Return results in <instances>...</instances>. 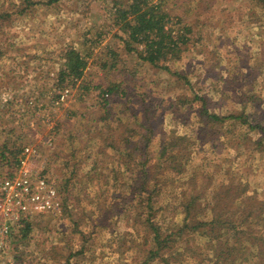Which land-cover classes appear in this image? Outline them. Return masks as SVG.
I'll return each instance as SVG.
<instances>
[{
  "label": "rangeland",
  "instance_id": "374dc122",
  "mask_svg": "<svg viewBox=\"0 0 264 264\" xmlns=\"http://www.w3.org/2000/svg\"><path fill=\"white\" fill-rule=\"evenodd\" d=\"M41 1L27 14L18 7L21 0H0V12L6 13L0 18V147L32 148L36 154L27 157L25 167L31 172H41L53 183L62 208L58 216L37 214L17 226L10 236L9 249L1 255V264H66V258L80 244L74 223H80L78 228L85 227L88 220L85 212L95 211L97 207L92 199L95 190L86 184L68 186L66 192L60 190L62 175L67 177V174L59 148L69 144V135L85 137L87 126L99 124L96 119L101 114V104L111 95L91 90L79 100L75 89L55 91V70L68 42L82 35L89 24L100 21L102 5L94 0H80V3L60 0L53 7ZM164 7L171 16L181 17L180 27H192L181 61L170 62V71L176 68L182 74L186 69L195 90L200 89L208 98L210 110L223 116L240 114L241 94L245 96L241 99L249 102L248 109L255 113L253 122L264 123V11L261 7L251 0H165ZM110 47L118 50L116 58L110 56L106 41L95 48L85 72L87 81L101 86L102 90L114 82L124 88L136 86V91L143 92L144 98L153 100L158 107L156 114L161 117L155 116L157 126L166 120L167 128L186 135L189 156H195L193 162L217 163L218 170L232 165L236 171L230 174L235 176L231 178L247 181L250 194L264 197L263 134L252 130L243 135L244 140L237 139L234 130L239 119L219 124L215 134L203 133L195 123L197 111L191 95L175 75L137 62L134 56L119 50L115 40L110 42ZM57 94L61 97L54 101ZM88 152L89 148L84 155ZM97 159L101 164L99 156ZM114 159L108 155L102 160L109 162L105 165L109 169ZM5 163L0 151V182L18 168V165L10 168ZM107 174L108 190H117L112 174ZM120 192L124 195V190ZM118 194H112L107 202L112 200L114 208L119 207L104 215L103 224L90 235L89 253L74 257L73 263L138 264L148 257L151 245L147 231L134 228L132 222L136 218L132 212H121ZM164 202L170 203L167 197ZM176 221L171 217L165 227L175 229ZM26 222L31 223L30 229L23 232ZM144 240L148 241L143 244ZM199 242V237H182L173 248L161 251L160 255L167 260L164 264H199ZM153 262L159 264L158 259Z\"/></svg>",
  "mask_w": 264,
  "mask_h": 264
},
{
  "label": "trees",
  "instance_id": "16d2710c",
  "mask_svg": "<svg viewBox=\"0 0 264 264\" xmlns=\"http://www.w3.org/2000/svg\"><path fill=\"white\" fill-rule=\"evenodd\" d=\"M59 1L45 0L44 3L55 7ZM94 1L102 5L100 21L89 24L82 35L75 38L76 41L68 42L55 70V91L75 89L79 100L91 90L111 95L101 104V114L96 119L99 124L87 126L85 137L69 135V144L59 148L60 157L65 158L61 164L67 174V177L62 175L60 190L66 192L68 186L86 184L95 190L92 199L97 205L95 211L84 208L88 218L87 224H83L85 227L78 228L80 223H74L80 244L71 251L65 263L75 264L74 257L89 253L90 235L98 231L106 213L119 207L114 208V201L107 202V199L112 194L121 193L118 194L121 212H132L136 218L132 222L134 228H143L149 236V255L138 264H158L153 262L155 259L159 264L166 263V256H161V251L173 248L184 236L199 237V264H264V197L258 193L250 194L247 181L231 178L235 176L230 174L236 171L232 165L218 170L217 163L193 162L195 156H189L186 135L167 128L166 120L157 126L156 118L161 117L156 114L158 107L153 100H146L143 92L136 91V86L124 88L121 83L114 82L102 90L101 86L92 85L85 74L89 57L97 46L106 41L110 56L116 58L118 50L110 47V42L115 40L119 50L134 56L137 62L175 75L191 95L192 105L197 111L195 123L203 133L215 134L219 124L239 119L234 131L237 139L244 140L243 135L252 130L264 135V123L253 122L255 113L248 109L249 102L242 100L245 96L241 94L240 114L223 116L210 110L208 98L200 89L195 90L186 69L182 74L175 67L170 71V62L181 61L192 27H180L181 17L171 16L164 7L165 0ZM41 2L21 0L18 7L21 12L29 14L31 7ZM78 2L75 3L79 6ZM251 2L264 11V0ZM5 16V12H0V18ZM105 65L103 63L102 67ZM78 81L80 85L77 86ZM59 97L61 95L57 94L54 101ZM243 124H246L245 129ZM23 148L20 145H2L0 151L5 165L10 168L18 165V155ZM87 148L89 152L84 155ZM108 155L109 158L115 157L109 169L105 167L109 162L102 160ZM98 156L101 164L97 163ZM219 163L222 164L221 161ZM107 172L112 174L117 190H108L110 179H107ZM120 190H124V195ZM164 197L168 198L169 204H164ZM65 204L66 201L63 207ZM76 204L78 207V201ZM171 217L177 220L175 229L165 227ZM30 225L26 222L23 232L28 231ZM86 226L90 230H86ZM147 241L144 240L143 244Z\"/></svg>",
  "mask_w": 264,
  "mask_h": 264
},
{
  "label": "built area",
  "instance_id": "2783aa9c",
  "mask_svg": "<svg viewBox=\"0 0 264 264\" xmlns=\"http://www.w3.org/2000/svg\"><path fill=\"white\" fill-rule=\"evenodd\" d=\"M35 154L32 148H23L15 173L0 182V258L10 247L12 231L22 222L37 214L58 216L61 211L53 183L25 167L27 157Z\"/></svg>",
  "mask_w": 264,
  "mask_h": 264
}]
</instances>
